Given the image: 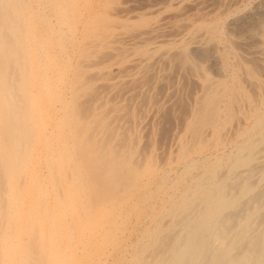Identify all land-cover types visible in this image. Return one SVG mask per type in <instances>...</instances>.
I'll use <instances>...</instances> for the list:
<instances>
[{
	"label": "bare ground",
	"instance_id": "obj_1",
	"mask_svg": "<svg viewBox=\"0 0 264 264\" xmlns=\"http://www.w3.org/2000/svg\"><path fill=\"white\" fill-rule=\"evenodd\" d=\"M130 1L0 0V264H75L55 240L37 177L38 201L21 222L28 165L44 147L50 184L64 204L73 198L79 205L81 196L89 209L118 201L144 175L129 152L130 105L148 97L172 67L198 78L182 122L186 139L176 142L184 157L224 131L242 144L216 181L208 182L212 167L194 178L177 203L181 229L153 236L151 258L142 263L264 264V76L243 68L250 96L228 77H208L191 52L213 48L219 25L195 26L196 15L192 23L153 17L185 0H150L140 8ZM258 43L264 60V32ZM218 57L222 73L228 63ZM80 226L75 216L72 228Z\"/></svg>",
	"mask_w": 264,
	"mask_h": 264
},
{
	"label": "rangeland",
	"instance_id": "obj_2",
	"mask_svg": "<svg viewBox=\"0 0 264 264\" xmlns=\"http://www.w3.org/2000/svg\"><path fill=\"white\" fill-rule=\"evenodd\" d=\"M152 1L131 0L129 4L132 7L140 8L152 3ZM163 1L165 2V0ZM179 6L181 4L178 5L179 9H176V5L172 7L173 9L168 7L169 9L164 10L163 8L164 11L161 9L162 12L160 10L157 11L158 13L155 12L153 17L168 19L167 21L171 20L172 22L175 20L178 22L190 20L189 22H191L195 18L192 16L196 15V19L192 21L195 26L198 23L203 25L205 22V24L219 25L218 30L222 33L219 36L220 32L218 31L213 41V46L216 44V47L211 48L209 46L202 50L197 47L193 48L191 59H195L194 61L201 67L203 73H207L205 74L208 77L213 79L224 77V80L228 77L229 79L227 78L226 82L229 81L228 84L234 82L237 85L239 84L238 86L241 87L243 95L250 96L253 94L254 88H250L251 86L248 84L246 85L249 87L245 85L244 71L253 67L257 76H264V60L260 58L262 47L258 43L264 32V0H185L181 6L182 8ZM168 12L171 14H167ZM176 12L181 13L177 14ZM161 13L162 15H159ZM182 14L184 16H181ZM187 14L188 17H186ZM175 17L176 19H174ZM180 18L184 20L182 21ZM168 38L170 37L165 36L161 37L160 40L162 39L167 43L165 39ZM223 38L225 42L228 40L229 44H227L228 42L225 43ZM162 40L163 44L164 41ZM218 40L220 43H218ZM189 44L191 46L196 45L190 41ZM223 51L225 54L222 53ZM221 54L225 60L227 59L225 62L229 65L224 70L226 75L224 72H219L218 69V56H221ZM233 54L244 60L243 66L242 60L239 57H234ZM256 55L258 56L256 57ZM234 59L236 60L234 61ZM250 65L252 67H249ZM247 66L248 68H246ZM237 68L239 69L237 70ZM169 69L164 73L165 76L163 75L161 82H158V85L150 91L148 97L143 96L145 99L141 97L137 101V106L130 105L134 109L131 108L132 113L130 115L132 119L127 123V125L130 124L128 128L133 149L129 152H132L135 159L139 161L144 175L137 187L129 191L128 194L123 195L118 201L103 203L93 209L88 208V201L84 196L80 197L79 205L73 198L65 204L59 201L54 195L48 177L46 161L49 155L47 151L42 149L44 148L42 146L36 151V154L34 153V159L32 158V163L28 165L29 171L27 172L28 175L26 174V183L29 186L26 185L27 189L26 186L24 187L26 190L24 189L23 193L24 206L21 222L23 223L26 219V215L34 212L38 201V192H36V187L32 185L34 178L37 177L42 180L44 193L47 194L46 204L49 206L50 227L58 235L55 240L67 255L68 253L73 254L76 259L75 264H140V262L143 264L144 260L150 259L152 250L149 245L154 237L157 235L164 236L167 231L173 228H175L174 231H177V228L181 229L179 226H175L181 217L176 212L179 206L177 203L180 204L184 197L189 195L190 190L188 191V187H191L196 177L200 178L205 169L210 167H212L214 175L211 174L208 182L216 181L226 173L230 159L234 157L239 149L238 147L242 144L241 138L227 134L224 131L218 136V141H216V137L208 138L200 143L199 148L195 146V150L189 151L187 158L184 157L182 151H179L182 149L178 150L176 142L180 139L183 142L186 139L182 122L191 105L190 103H192L191 99L199 90V88H196L198 87V83H196L198 78H194L184 70H176L174 67ZM233 71L236 73H233ZM229 75H232V78ZM233 75L236 78L239 76V79L235 78L236 80L232 81L234 79ZM241 79L245 82H241ZM170 93L172 97L169 96ZM122 102L124 104V101ZM222 134L229 137L226 138ZM96 152L88 151L87 156L91 157ZM181 197L183 198L181 199ZM67 204H70V206H67ZM71 206L73 207L71 208ZM75 216L79 218L81 226L73 229L72 223ZM21 238L25 239L23 233H21ZM149 241L151 242L149 243Z\"/></svg>",
	"mask_w": 264,
	"mask_h": 264
}]
</instances>
